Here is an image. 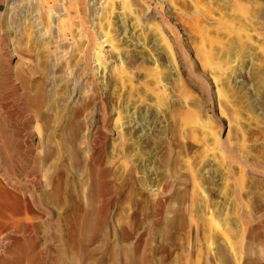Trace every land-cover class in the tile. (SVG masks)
<instances>
[{"label": "rangeland", "instance_id": "obj_1", "mask_svg": "<svg viewBox=\"0 0 264 264\" xmlns=\"http://www.w3.org/2000/svg\"><path fill=\"white\" fill-rule=\"evenodd\" d=\"M0 264H264V0H0Z\"/></svg>", "mask_w": 264, "mask_h": 264}, {"label": "bare ground", "instance_id": "obj_2", "mask_svg": "<svg viewBox=\"0 0 264 264\" xmlns=\"http://www.w3.org/2000/svg\"><path fill=\"white\" fill-rule=\"evenodd\" d=\"M11 2H12V1H11ZM12 9H13V7H11V4H8V5H7V8H6V10H5V14H6V15H5V19H6L7 21L9 20V18H10V16H11V11H12ZM15 28H16V27H15ZM106 35H107V34H106ZM107 38H108V36H107ZM7 41H8V40H7ZM109 41L111 42L110 45L113 46V45H114V42H113L111 39H110ZM8 44L10 45V46H9V50H10L9 53L13 54L14 52L12 51L13 48H12V46H11V43L9 42ZM113 47H114V46H113ZM111 48H112V47H111ZM98 57H100V56L98 55ZM54 70H56V69H54ZM54 70H53V71H54ZM54 72H55V71H54ZM64 84H65V83H64ZM68 85H69V84H68ZM59 87H60V86H59ZM59 87H58V88H59ZM10 88H11V87H10ZM12 89H13V88H12ZM14 91H15V90H14ZM55 91H56V89H55ZM8 92L11 93V91H8ZM13 93H14V92H13ZM7 95H8V94H7ZM11 95H12V94H11ZM36 95H37V94H36ZM54 95L56 96L57 94L54 93ZM8 96H9V95H8ZM12 96H13V95H12ZM5 97H6V96H5ZM56 97H57V96H56ZM11 98H12V97H11ZM16 98H17V97H16ZM37 98H38V97L36 96V97H35L36 102H37ZM53 98H54V97H53ZM5 99H6V98H5ZM9 99H10V98H9ZM9 99H7L8 102L11 101V100H9ZM13 99H14V97H13ZM32 99H33V98H32ZM30 100H31V99L28 98V101H29V102H30ZM35 100H34V102H35ZM55 100H56V99H55ZM15 101H16V100H15ZM8 102H7V103H8ZM11 102H13V101H11ZM21 102H22V101H21ZM31 102H33V100H32ZM19 103H20V102H19ZM26 103H27V102H26ZM17 104H18V103H17ZM28 104H29V103H28ZM31 104L34 105V103H31ZM8 105H9V104H8ZM14 105H15V104H14ZM18 105H19V104H18ZM26 106H27V105H26ZM26 106H25V107H26ZM9 107H10V106H9ZM12 107H13V106H12ZM27 107H28V106H27ZM10 108H11V107H10ZM14 108H16V107H14ZM13 110H14V109H13ZM13 110H12V111H13ZM10 111H11V110H10ZM7 112H8V110H7ZM10 114H11V112H10ZM221 114H222V116H224V112H223V111H221ZM10 117H11V115H10Z\"/></svg>", "mask_w": 264, "mask_h": 264}, {"label": "crops", "instance_id": "obj_3", "mask_svg": "<svg viewBox=\"0 0 264 264\" xmlns=\"http://www.w3.org/2000/svg\"><path fill=\"white\" fill-rule=\"evenodd\" d=\"M4 0H2V2H3ZM2 23L4 24L5 23V13H4V16H3V18H2Z\"/></svg>", "mask_w": 264, "mask_h": 264}]
</instances>
